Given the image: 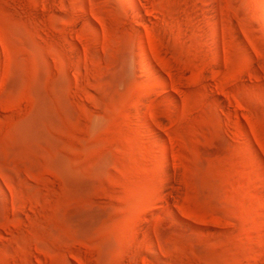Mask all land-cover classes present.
I'll use <instances>...</instances> for the list:
<instances>
[{"label":"rangeland","instance_id":"obj_1","mask_svg":"<svg viewBox=\"0 0 264 264\" xmlns=\"http://www.w3.org/2000/svg\"><path fill=\"white\" fill-rule=\"evenodd\" d=\"M216 1L0 0V264H264V0Z\"/></svg>","mask_w":264,"mask_h":264},{"label":"bare ground","instance_id":"obj_2","mask_svg":"<svg viewBox=\"0 0 264 264\" xmlns=\"http://www.w3.org/2000/svg\"><path fill=\"white\" fill-rule=\"evenodd\" d=\"M218 1V0H217ZM216 1V2H217ZM220 4V3H219ZM221 6V5H220ZM217 9H218V7H217ZM221 10V9H220ZM218 11V10H217ZM219 12V11H218ZM221 13V12H220ZM219 14V13H218ZM221 15V14H220ZM211 17V16H210ZM216 17V16H215ZM219 17V16H218ZM217 19V18H216ZM219 20V19H218ZM217 23V22H216ZM217 25H218V23L216 24V27H217ZM220 27V26H219ZM210 28V27H209ZM222 28V27H221ZM218 29V28H217ZM221 30V29H220ZM140 34H141V32H140ZM215 34H216V36L218 37V35H217V33H216V30H215ZM139 35V34H138ZM140 37V36H139ZM216 37V38H217ZM142 38V37H141ZM140 41V40H139ZM142 42V41H141ZM139 48H140V54H141V59H142V61H143V63L145 64V65H149V60H148V57H147V53H146V48L142 45V44H140L139 46H138Z\"/></svg>","mask_w":264,"mask_h":264}]
</instances>
